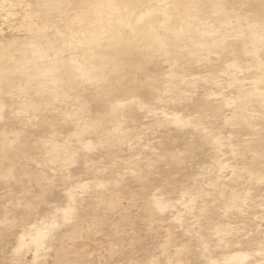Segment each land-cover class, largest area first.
I'll list each match as a JSON object with an SVG mask.
<instances>
[{"label": "rangeland", "instance_id": "1", "mask_svg": "<svg viewBox=\"0 0 264 264\" xmlns=\"http://www.w3.org/2000/svg\"><path fill=\"white\" fill-rule=\"evenodd\" d=\"M65 1L76 15L75 0L44 3ZM103 1L106 4L101 8L106 11L111 0ZM113 2V8L123 5L121 10L127 12V25L115 36L108 27L116 21L98 19L86 25L76 17L73 34L71 28L62 26L54 41L33 40L31 45L36 48L49 43L65 53L69 39L78 43L86 40L87 34L96 35L93 44L100 55L92 76L63 70L55 84L44 83L43 77L27 66L28 60L35 65L42 62L38 49L18 57V50L30 40L13 35L7 25L10 12L0 8V33L7 36L0 40V264H48L47 249L29 244L18 249L19 231L31 221L41 223L43 217L55 224L61 215L72 219L70 205H75V200L92 198L110 188L140 191L143 199L155 200L158 210H172V221L188 234H174L173 245L164 249L168 235L160 228L140 227L147 221L135 215L124 231L91 234L103 238L98 244L92 237H67L66 248L52 250L53 264H61V258L66 264H87L100 256L98 264H112L129 254L134 258L127 264H149L154 256L162 262L171 256L180 258L175 264H228L212 259L228 257L240 247L253 251L249 264L257 260L264 264V254L258 252L264 247V180H258L264 178L263 96L258 92L247 96L253 85L251 73L234 66L238 61H252L247 33L251 29L264 33V0ZM16 4L25 6L23 1ZM215 5L223 8L217 10ZM56 9V14L62 13ZM147 10L150 18L160 23L172 17L175 24H181L176 16L185 12L207 19L186 27V33L178 37L171 34L161 41L158 33L152 32L155 22L139 18ZM237 14L242 17L236 18ZM204 21L215 30L229 27L233 33L245 34L213 45L217 53L198 48L204 58L198 62L197 56L189 53L196 48L195 42L213 44L211 34L204 32ZM262 55L264 58V49ZM167 72L175 73L169 78L179 80L171 92L164 91ZM188 78L191 81L186 84ZM226 96L244 102L228 105ZM218 106L221 111L215 109ZM76 111L80 116L73 115ZM164 111L170 114L165 116ZM178 112L197 122L200 117L208 118L205 122L211 135L221 133L225 139L232 137L233 143L224 140L219 148L202 126H178L174 122ZM254 133L259 141H244ZM94 176L106 180L107 185L84 188L81 182ZM193 192L200 194L193 196ZM245 194L250 195L247 201L237 199ZM122 203L125 212H137L125 200ZM62 204L67 207L65 213L57 211ZM105 227L107 232L108 224ZM117 238L123 240L119 249L112 247ZM193 239L195 246L190 248ZM182 244L184 248H180Z\"/></svg>", "mask_w": 264, "mask_h": 264}, {"label": "bare ground", "instance_id": "2", "mask_svg": "<svg viewBox=\"0 0 264 264\" xmlns=\"http://www.w3.org/2000/svg\"><path fill=\"white\" fill-rule=\"evenodd\" d=\"M17 1H23L25 6L19 8L16 4ZM44 2L45 0H0V8L5 11V13L10 12V14H8L9 20L7 25L12 29L13 35L23 36L30 40L26 41L25 45L18 50V54H20V56L18 57H26L30 54L31 51H35L36 49H38V55L42 59V62H40L39 65H35L33 62L28 60L27 66L29 67L30 72L34 73L36 76H42L44 83L52 82L53 84H55L58 80V76L63 70H69L71 72L81 71L84 74H89V76H92L91 72L95 71L98 67L97 58L100 55L99 49L96 48L93 44V41L97 40L95 39L96 35L94 34V32L87 34L86 40L80 39L78 43H75L74 41H72V39H69L66 43L65 53H60L59 49H57V46L54 44L48 43L44 44V46L41 45L40 48H36L32 46L31 43H33L34 39H38L39 41L50 39L51 41H54L56 39V36L61 33L62 26L71 28V33L73 34L75 29L73 28L74 25L72 23V20L76 17H81L86 25H88L92 20L98 19L107 21L108 23L116 21L117 23L115 25H111V27H108L112 32V35L115 36L116 34L123 32L124 28L127 25V12L121 10V8L125 6L121 5L118 8H113L112 4L116 3L111 0L109 1L110 3L106 5L107 10L104 11L105 9L102 10L101 6L103 4H106V2L103 0H75L74 2L77 4L78 12H76V15H74L67 9V1L60 2L58 3V5H56V2H52V4H46ZM57 7L59 9H62L61 14L55 13ZM214 8L218 10L219 8L223 7L220 5H215ZM149 11L150 10L142 12L139 18L141 21L155 22L152 23V32H157L158 34H156V36L161 41H165L167 38L169 39V35L171 34H174L175 37H178L179 35L186 33V27L197 25L199 23L198 20L207 19L206 16L201 15V17H197L196 15H192V13L185 12L183 15L176 16L178 19L182 20L181 24H175L172 20V17H168L166 22L160 23L159 20H152L150 18ZM102 12L105 14L102 15ZM213 17H216V19L222 22L227 21L226 19H221L217 16H211V18ZM235 17H242V15L237 14L235 15ZM204 22H206L205 24L207 25L204 28V32L211 34L213 44H207L206 41L201 40L195 42L196 48L190 49L189 53L196 55L198 62L204 59L202 55L198 53V48L208 50L209 53H217V51L212 48L213 45L220 46L225 43L226 38L228 37L245 34L244 31L233 33L229 27H224L221 30H215L211 27L208 21ZM247 34L250 37V41L252 43V47L249 49V52L252 54V61H249L247 64H243L241 61H238L234 66H237V68L242 72H245L247 70V72L251 73L249 78L251 79L253 85L251 92L247 93V96L250 98L253 94L258 92L261 96H263V99L261 100L264 104V58L262 55V50L264 49V33L251 29ZM6 37V35L0 33V40L5 39ZM229 67L232 68V66ZM173 74L175 73H166V79L163 80V83L165 85L164 91L171 92V88L173 87V85L176 82H179L177 78H169V76ZM204 79L208 80L206 78ZM190 81L191 79L188 78L186 80V84H188ZM180 82H184V80H180ZM213 94L216 96L222 95L221 93H217L215 91H213ZM54 95L55 98L60 97L57 94ZM224 101L227 102L228 105L233 104V102H237V104L240 105V103L244 102V100H242L241 98H228V96H226V99H224ZM173 104L176 105V102ZM156 109L158 110V108ZM215 109H217V111L222 110L220 106L216 107ZM261 110L264 111V106L263 108H261ZM163 113L165 116L170 114L167 111H164ZM234 113H238L236 112V108ZM26 114L31 115V112L26 111ZM66 114H68V112ZM151 114L156 116L157 112H153ZM73 115L80 116V112L76 111L73 113ZM241 116L245 119L249 118V115L247 114H241ZM174 119V122L181 127L202 126L204 130H207V134L211 137V141L217 144V146L219 145V148L223 144L224 140H227V143L229 144L233 143L232 137L225 139L221 133L214 136L213 134L211 135L205 122L208 118L204 120V118L200 117L198 118V120H201V122H197L192 116L184 114L183 112L182 114H179L178 112L174 115ZM115 129H120V126H115ZM4 133L6 134L7 131H5ZM3 137L6 136L3 134ZM259 140L260 138L258 137V133L252 134V137H249V139L244 138L245 142H257ZM5 142L6 140H3V146L5 145ZM255 151L258 155L259 150ZM258 180L263 181L264 178L260 177L258 178ZM81 184L84 186V188L88 189L99 188L106 186L107 181L102 179L100 176H94L91 180L82 181ZM67 191H69V189H67ZM198 194H200V192L191 193V195L193 196ZM70 196L72 200L73 194H70ZM249 196V194H245L244 196L237 195V199L247 201ZM194 198L195 197H192L191 199ZM57 211L65 213L66 207L60 206L57 208ZM54 224L55 223H53V220L45 217H43V221L41 223L31 221L27 226H24V228L19 231L20 238L17 245L18 249L23 248V246H25L26 244L34 245L36 248L40 249H47L45 238L47 237V234L56 226L57 222L55 226ZM236 243L239 244L240 241H236ZM258 252L260 254H264V247H260L258 249ZM253 254L254 253L251 249L240 247L239 249L232 251L228 257L222 258V256L219 259H211L215 262L225 261L228 264H232V262L235 261H237V264H249L248 260ZM251 264L263 263L262 261L257 260L255 263L251 262Z\"/></svg>", "mask_w": 264, "mask_h": 264}, {"label": "crops", "instance_id": "3", "mask_svg": "<svg viewBox=\"0 0 264 264\" xmlns=\"http://www.w3.org/2000/svg\"><path fill=\"white\" fill-rule=\"evenodd\" d=\"M123 200L136 207L135 209L137 212L134 213L133 210L125 212V207L122 203ZM74 203L76 204L70 205L71 213L69 218L73 215L72 219H67L65 216L61 215L57 219L56 226L45 238L48 264H53L55 259V254H52V250L66 248L67 242L65 239L67 237L77 239L82 236L93 238L91 234H115L116 232L126 230V222L135 215H139L147 221L145 224H140V227L160 228L163 230L162 234L168 235V238H166L162 244L164 249H168L173 245L175 240L174 234H188L187 232L178 229L177 225L172 221L173 216L175 215V213L170 212L172 210H158L157 206H155V200L143 199L140 191H122L116 188H110L108 190L96 192L92 198L75 200ZM61 206L65 205L62 204ZM105 224H108L107 232L104 231L106 228ZM95 237L96 238L93 239L96 244L103 241V238L99 236ZM192 237H195V235ZM122 242L123 240L121 238L114 239L112 241V247L119 249L122 247ZM188 246L190 248L195 246L194 239L192 241L190 240ZM180 248H184L183 244L180 245ZM50 256H52L51 259L49 258ZM201 256L202 260L205 262V255L202 254ZM132 258L134 257L129 254L127 257L124 256L123 258H117L115 263L112 264H127ZM99 259L101 261V256L95 259L91 258L87 264H98ZM180 261V258L174 260L173 256H171L167 262H162L159 261L157 256H154L148 261V263L175 264ZM135 262L140 263L142 261L137 260ZM61 264H66L62 258Z\"/></svg>", "mask_w": 264, "mask_h": 264}]
</instances>
